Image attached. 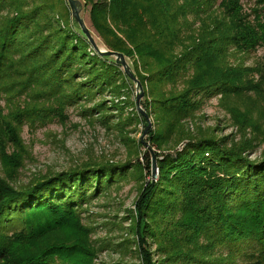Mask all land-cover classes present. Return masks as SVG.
Masks as SVG:
<instances>
[{
	"label": "trees",
	"instance_id": "obj_1",
	"mask_svg": "<svg viewBox=\"0 0 264 264\" xmlns=\"http://www.w3.org/2000/svg\"><path fill=\"white\" fill-rule=\"evenodd\" d=\"M84 4L95 38L134 59L142 84L141 71L147 73L165 119L179 124L192 118L211 96H243L248 87L263 92L264 55L254 66L242 59L264 47V0H256L249 11L242 0ZM115 58L94 48L67 0H0V264H93L86 231L74 227L72 244L59 245L51 237L63 218L77 223L75 208L89 190L107 183L104 172L117 167L86 163L19 184L30 156L22 134L26 125L33 131L54 121L66 124L68 109L77 105L85 116H101L108 109L104 95L117 94L120 81L132 79ZM253 76L260 77L258 84ZM233 119L245 128L244 121ZM250 127L256 137L230 149L201 137L175 152L144 151L134 166L153 175L156 156L160 178L148 182L138 205L143 242L138 241L136 253L147 252L149 236L154 241L167 233L171 239L164 237L158 245L170 259L171 251L164 248L172 246L169 225L174 222L178 234L188 238L199 237V227H205L233 262L242 257L249 264H264V156L256 161L244 156L254 141H264V131ZM176 216L183 221L177 223ZM175 241L192 246L206 262L214 256L203 255L195 239ZM198 256L186 260L201 262Z\"/></svg>",
	"mask_w": 264,
	"mask_h": 264
},
{
	"label": "rangeland",
	"instance_id": "obj_2",
	"mask_svg": "<svg viewBox=\"0 0 264 264\" xmlns=\"http://www.w3.org/2000/svg\"><path fill=\"white\" fill-rule=\"evenodd\" d=\"M255 1L242 0L247 11ZM82 14L88 26H91L89 8H84ZM96 40L102 50L107 49L98 37ZM263 55L264 47H260L247 54L242 61L254 66L262 60ZM126 60L134 74L141 70L134 59ZM118 64L126 73L124 66ZM141 73L145 77L142 80L144 85L141 83L140 86L132 79H124L120 81L122 85L117 94L104 95L108 109L101 116H85L82 107L77 105L76 108L68 109L69 120L66 124L54 121L33 131L26 125L22 136L30 156L20 170L18 183L27 184L44 174L68 170L86 163H110L117 167L104 172L103 178L107 183L89 190L91 194L75 208L77 223L73 225L65 217L55 235L51 234V238H57L54 243L64 245L74 243V227L86 231L87 241L91 242L86 246L93 264H148L150 260L152 264H186L189 262L187 258L198 254L189 244H181L175 240L190 238L201 245L200 252L203 255H214L209 258L212 263L198 256L201 262L194 264H249L242 257L233 262V257L229 258L230 255H227L228 249L219 248L216 237L212 242V237L205 234L207 229L202 225L199 227V237L195 235L188 238L185 234H178L174 222L169 225V233L173 237L172 246L164 248V251H171L170 259L160 253L162 248L158 245L159 240L164 237L171 239L167 233L164 236L158 234L154 241L149 236L147 252L136 253L135 249H139L138 241L143 242L138 205L146 197L148 182H158L160 170L158 168L156 176L148 175L134 165L138 159H143L144 151L175 152L182 150L189 141L196 138H212L227 149L234 144L241 145L246 141L245 138L254 139L257 134L251 125L264 131V80L260 81L263 92H255L248 87L247 94L243 96H211L194 117L176 124L170 118L165 119V112L156 103L159 94L153 93L147 73ZM253 78L254 83L258 84L260 77ZM106 114L113 117L110 119ZM233 118L238 122L244 121L245 128H241ZM244 156L251 161L262 159L264 141L261 137L254 141V149ZM154 216L156 220L159 219V223L163 221L161 216ZM175 220L177 223L183 221V216L180 219L176 216ZM185 223L188 222L185 220ZM181 257H184L183 260L176 262Z\"/></svg>",
	"mask_w": 264,
	"mask_h": 264
},
{
	"label": "water",
	"instance_id": "obj_3",
	"mask_svg": "<svg viewBox=\"0 0 264 264\" xmlns=\"http://www.w3.org/2000/svg\"><path fill=\"white\" fill-rule=\"evenodd\" d=\"M68 4L70 6V9L72 11V17L75 20V22L79 25V27L82 29V31L85 33V35L89 38L91 43L93 44L94 48L101 53L102 55H111L116 57L117 62L121 63L127 74L136 81L140 86L142 85L141 82L138 80L137 76L131 71L129 64L127 63L126 57L123 53L117 52V51H111L108 49L102 50L100 46L98 45V42L93 34V31L88 26L84 16H83V10L85 8L84 1L82 0H67ZM158 171L156 156L153 158V175L156 176Z\"/></svg>",
	"mask_w": 264,
	"mask_h": 264
}]
</instances>
